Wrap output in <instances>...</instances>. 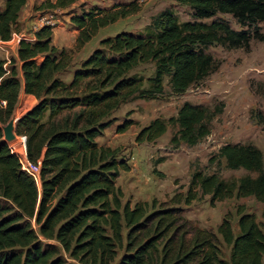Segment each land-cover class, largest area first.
I'll return each instance as SVG.
<instances>
[{"label": "trees", "instance_id": "1", "mask_svg": "<svg viewBox=\"0 0 264 264\" xmlns=\"http://www.w3.org/2000/svg\"><path fill=\"white\" fill-rule=\"evenodd\" d=\"M77 1L44 0L39 9H69ZM177 1L192 11L191 20L181 21L164 9L151 19L149 33L121 31L104 37L71 71L72 53L52 44L51 25L37 29L33 40L19 38L9 68L0 57V264H66L63 254L81 264H262L264 230L243 205L236 211L237 232L228 214L217 226L229 248L228 258L222 255L217 235L189 227L178 207L205 195L211 203L233 196H252L264 203L263 155L255 145L225 143L211 158L248 174L226 180L217 172L196 169L185 193L176 192L169 207H157L121 201L115 181L129 165L117 157L116 148L95 141L112 124L111 113L121 104L162 93L164 76L171 91L181 94L217 69L219 61L208 47L248 50L252 38L264 41L258 26L264 22V0ZM25 3L4 0L0 42L11 39ZM138 10L131 2L70 13L78 30L76 48L99 29ZM218 14L231 15L240 29L214 19ZM145 62L154 65L147 88L129 75ZM67 71L70 79L64 80L61 75ZM22 91L37 102L15 121L14 132L26 135L29 159L41 161L40 196L36 182L20 168L3 138V127L14 117ZM221 109L222 105L211 110L183 102L175 116L156 117L143 126L135 141L153 142L174 125L170 143L194 146L210 133L209 124ZM133 123L127 119L116 131L124 132ZM32 218L37 230L27 220Z\"/></svg>", "mask_w": 264, "mask_h": 264}, {"label": "rangeland", "instance_id": "2", "mask_svg": "<svg viewBox=\"0 0 264 264\" xmlns=\"http://www.w3.org/2000/svg\"><path fill=\"white\" fill-rule=\"evenodd\" d=\"M43 1L26 0L22 7L9 43L4 44L5 47H0V57L5 60L6 68L10 67L11 59L14 58L10 53L16 39L24 37L33 40L34 32L43 25L52 26V44L55 47L64 48L72 53L69 70L71 71L99 46V41L104 37L113 36L121 31L134 34L149 33L151 19L164 9L171 10L181 21L192 19V11L177 0H79L69 9L41 10L39 5ZM131 2L139 5L138 12L99 29L82 48H76L75 38L78 30L70 20L72 13H79L82 9L87 10L95 5L109 8L113 4L126 5ZM3 3L4 0H0V10ZM215 18H222L234 29H240L229 14H218L214 16ZM210 20L203 19L206 22ZM258 26L260 33L264 34V22ZM206 51L219 61L217 69L207 77L191 85L185 92L174 94L168 84V77L164 76L162 93L154 98H133L121 104L111 113L112 124L102 135L96 137L95 141L98 144L116 148L117 157H123L129 165V170L120 171L115 181L122 192L123 203L129 201L134 205L136 202H147L149 205L154 203L157 207L160 205L169 207L171 205L169 200L176 192L185 193L190 176L196 169L208 174L217 172L226 180L248 174L244 169L226 168L222 159L211 160L219 147L225 143L255 145L262 152L264 165V41L252 38L248 50L216 45L208 47ZM16 65L19 73V63ZM70 74L67 71L61 78L69 80ZM129 75L141 79L142 87L147 88L149 78L154 75V65L152 62L140 63ZM183 102L204 105L211 110L222 105L221 111L209 124L210 133L198 144L188 146L182 143L177 147L173 146L170 138L177 129L174 125H169L166 132L153 142L135 141L137 132L143 126L156 117L167 119L175 116ZM29 109L19 105L14 117L23 115ZM127 119H132L134 123L124 132L118 133L117 126ZM159 158L162 160L158 162ZM40 181L36 182L39 196ZM240 205H243L246 211L255 214L256 220L264 230V203L256 201L252 196L239 198L233 196L211 203L210 197L205 195L190 205L180 204L178 207L182 209V215L189 222L187 224L189 227L204 228L217 235L222 255L228 258L229 248L217 233V226L228 214L232 227L237 232L236 211ZM27 220L33 229H38L34 218ZM63 256L66 264H81L67 255Z\"/></svg>", "mask_w": 264, "mask_h": 264}, {"label": "built area", "instance_id": "3", "mask_svg": "<svg viewBox=\"0 0 264 264\" xmlns=\"http://www.w3.org/2000/svg\"><path fill=\"white\" fill-rule=\"evenodd\" d=\"M6 142L10 152L17 158L20 168L35 182L40 181L41 161L40 159L38 161H32L29 159L26 145V135L14 134V138Z\"/></svg>", "mask_w": 264, "mask_h": 264}, {"label": "crops", "instance_id": "4", "mask_svg": "<svg viewBox=\"0 0 264 264\" xmlns=\"http://www.w3.org/2000/svg\"><path fill=\"white\" fill-rule=\"evenodd\" d=\"M9 41L0 42V47H5L6 45H4V44L9 43ZM17 41H18V39H16V41L14 42V47L12 48L11 53H10L13 57H16ZM36 102H37V99L33 95L26 94L22 91V93L19 97L17 107L19 105H23V106H26V109H28V108H31Z\"/></svg>", "mask_w": 264, "mask_h": 264}, {"label": "water", "instance_id": "5", "mask_svg": "<svg viewBox=\"0 0 264 264\" xmlns=\"http://www.w3.org/2000/svg\"><path fill=\"white\" fill-rule=\"evenodd\" d=\"M19 117H13L4 127H3V137L6 141H10L14 138V126L15 121Z\"/></svg>", "mask_w": 264, "mask_h": 264}, {"label": "bare ground", "instance_id": "6", "mask_svg": "<svg viewBox=\"0 0 264 264\" xmlns=\"http://www.w3.org/2000/svg\"><path fill=\"white\" fill-rule=\"evenodd\" d=\"M18 115V113H16Z\"/></svg>", "mask_w": 264, "mask_h": 264}]
</instances>
